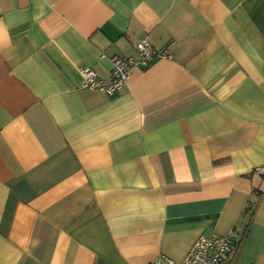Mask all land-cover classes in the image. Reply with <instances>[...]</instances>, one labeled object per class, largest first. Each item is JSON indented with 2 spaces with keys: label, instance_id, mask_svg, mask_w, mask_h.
<instances>
[{
  "label": "crops",
  "instance_id": "crops-1",
  "mask_svg": "<svg viewBox=\"0 0 264 264\" xmlns=\"http://www.w3.org/2000/svg\"><path fill=\"white\" fill-rule=\"evenodd\" d=\"M106 94L79 67L110 74ZM264 0H0V264H264ZM262 191L257 195L255 190Z\"/></svg>",
  "mask_w": 264,
  "mask_h": 264
},
{
  "label": "built area",
  "instance_id": "built-area-1",
  "mask_svg": "<svg viewBox=\"0 0 264 264\" xmlns=\"http://www.w3.org/2000/svg\"><path fill=\"white\" fill-rule=\"evenodd\" d=\"M138 60L132 57L114 54L110 57L111 70L107 77L99 76L91 67L80 66L79 72L82 75L81 86L89 89H97L106 94H113L120 91L128 82L130 68L134 63L147 65L154 57H169L166 50L157 52L154 50L146 37L134 44ZM264 170V166L257 168ZM237 234L229 231L225 235L200 234L193 241L183 259L179 262L167 256H160L159 259L148 264H220L225 257L234 250Z\"/></svg>",
  "mask_w": 264,
  "mask_h": 264
},
{
  "label": "trees",
  "instance_id": "trees-1",
  "mask_svg": "<svg viewBox=\"0 0 264 264\" xmlns=\"http://www.w3.org/2000/svg\"><path fill=\"white\" fill-rule=\"evenodd\" d=\"M252 172L253 173H255V172L258 173V175L264 180V170L254 169ZM255 192H256L257 195H260L262 193V191L259 190V189H256Z\"/></svg>",
  "mask_w": 264,
  "mask_h": 264
}]
</instances>
